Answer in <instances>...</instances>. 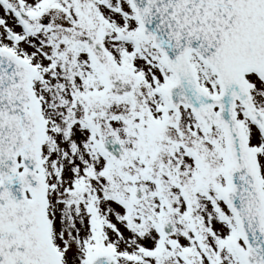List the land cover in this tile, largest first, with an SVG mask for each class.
Wrapping results in <instances>:
<instances>
[{
  "label": "snow or ice",
  "instance_id": "snow-or-ice-1",
  "mask_svg": "<svg viewBox=\"0 0 264 264\" xmlns=\"http://www.w3.org/2000/svg\"><path fill=\"white\" fill-rule=\"evenodd\" d=\"M0 264H264V0H0Z\"/></svg>",
  "mask_w": 264,
  "mask_h": 264
}]
</instances>
